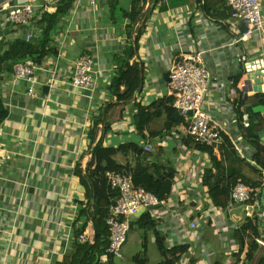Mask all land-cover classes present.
I'll return each mask as SVG.
<instances>
[{
    "label": "crops",
    "instance_id": "crops-1",
    "mask_svg": "<svg viewBox=\"0 0 264 264\" xmlns=\"http://www.w3.org/2000/svg\"><path fill=\"white\" fill-rule=\"evenodd\" d=\"M71 4L37 72L35 100L27 95L28 83L16 81L14 61L0 70V100L8 111L0 123V264L62 262L75 252L80 230L95 243V195L87 173L94 170L100 143L106 148L132 144L143 151V156L118 153L114 160L121 166L135 169L142 162L160 167L164 175L174 172L164 204L146 211L158 231L149 234L147 243L151 237L157 246L159 235L171 255L185 251L179 264H245L248 248L264 239V228L259 235L244 232L250 219L236 224L212 201L204 177L214 169L213 160L197 149L186 120H170L173 97L167 75L183 56L204 52L207 67L220 79L211 82L205 95L206 111L229 134H247L250 128L245 131L243 122L251 124V109L264 119V31L248 44L232 46L236 31L227 0ZM42 15L37 14L31 28L21 29L0 11V57L27 32L34 33L30 43L36 45ZM84 55L95 60L97 71L92 100L72 86L76 61ZM241 57L245 66L239 64ZM260 68L263 81L254 76ZM249 79L254 85L263 82V92L241 90ZM231 89H238L237 95ZM239 102L244 103L242 120ZM262 141L253 145L245 139L239 154L249 163L243 175L254 181L261 179L255 155L264 152ZM216 157L221 161L222 153ZM139 218L130 220L131 233L142 232ZM194 221L195 229L190 225Z\"/></svg>",
    "mask_w": 264,
    "mask_h": 264
},
{
    "label": "built area",
    "instance_id": "built-area-1",
    "mask_svg": "<svg viewBox=\"0 0 264 264\" xmlns=\"http://www.w3.org/2000/svg\"><path fill=\"white\" fill-rule=\"evenodd\" d=\"M77 5L87 2L95 7L99 0H69ZM57 0H10L0 7V11L7 13L9 21L18 26H33L38 13H54L57 10ZM231 9L236 35L231 45L248 44L252 38L264 31V0H227ZM26 42L30 43L34 38L33 32H27ZM239 64H247L244 57H241ZM42 70V64L33 60H26L15 65V79L17 82L28 83L27 95L35 100L37 94V72ZM51 73V70H47ZM172 106L180 115L186 118L188 124V135L200 145L211 147L215 156H220V147L224 143L223 136H228L241 155L242 144L245 142L246 134L236 130L235 134H229L220 124L215 122L205 109V95L209 90L211 82H219L220 79L214 76L207 67L204 60V52L183 56L172 68L170 74ZM97 71L95 60L88 55L81 56L75 64L72 77V86L80 92H88L92 100L95 94ZM247 88L245 83L240 85L244 91ZM238 89H231V94L237 95ZM253 92V91H252ZM248 93V92H246ZM192 113V116L189 114ZM250 128V123L243 122V129ZM232 138H235L234 140ZM264 145V141H262ZM151 152V148H146ZM106 178L113 190L120 192L116 205L112 208L110 216L105 220L110 229V246L102 261L107 262L110 257H119L121 251L128 241L131 224L130 220L136 218L143 208L155 207L164 204L154 194L148 192L144 187L136 186L131 175L107 172ZM264 188V184H263ZM263 188H256L244 182L234 185L228 207L223 212L229 214L242 206L253 207L250 220L259 229L264 228V208L261 202ZM154 211V210H153ZM124 220H121V219ZM191 228L198 227L197 222H191ZM87 234L79 237L80 244L89 243ZM256 244H264V239L257 238ZM248 250L252 251L251 247Z\"/></svg>",
    "mask_w": 264,
    "mask_h": 264
},
{
    "label": "trees",
    "instance_id": "trees-1",
    "mask_svg": "<svg viewBox=\"0 0 264 264\" xmlns=\"http://www.w3.org/2000/svg\"><path fill=\"white\" fill-rule=\"evenodd\" d=\"M71 8L72 4L69 0H60L57 3V10L54 13H43L41 19L39 20V24L43 27V31L37 41V44L33 45L32 43H27L26 37L19 40L15 43V45H13V47H11L7 54L0 57V70L4 63L10 61H14L15 64H17L22 61L33 60L42 64L44 59L49 56L52 51L49 49L50 38L58 28L61 20L68 14ZM228 11L231 15V9ZM262 103H264V101H262ZM243 104V102H239V106L237 108L240 120H242L240 108ZM254 112V109H251L253 117L251 119L250 129L246 134V140L253 145H258L260 143L259 132H261L264 128V119L260 116H257L256 118V114ZM168 113L171 121L185 123L186 118L180 115L173 106L168 109ZM7 117L8 111L5 109L2 101L0 100V123H2ZM257 119H259V123L261 122L259 125L256 124ZM223 139L224 143L220 147L223 156L221 161H219L214 155V150L211 147L195 143L200 152L210 155L213 160L214 169L207 170L204 177V184L209 187L210 195L215 205L218 208L225 210L229 205L231 192L236 183L244 182L256 188H263L264 182L262 179H264V152H262V150H258V153L255 155L257 161L256 174L261 179L259 181H254L246 178L242 173L243 169L249 168L247 166L249 163L247 164L245 160L243 161L242 158H240L235 145L228 136H223ZM130 151L139 156L144 155L143 151L139 147L132 144L122 145L117 148H106L102 143H100L95 148L92 162L94 170L91 173H87V181L89 182L95 195V212L93 214V221L96 228L95 243L83 245L77 242L74 244L75 252L67 255L62 262L57 264H103L101 259L106 254V251L110 246L111 236L110 229L105 220L110 216L112 208L116 205V202L120 197V192L111 188L106 178L107 172H117L131 175L136 186L144 187L148 192L154 194L161 201L168 198L174 181V172L164 175L160 167L143 165L142 162L135 169H131L130 166H121L114 160V157L118 153H127ZM146 158L147 156H145L144 159ZM225 163H228V165L225 166ZM215 171L218 173L215 174ZM87 212L88 211L86 210L85 214H87ZM121 220L124 219L122 218ZM138 221L140 229L145 235L143 245L144 248H146L147 237L149 234L151 232H158L157 224L153 221L149 212L143 214ZM250 229L254 231V234L259 235V228L256 227L251 220H249L243 227L244 232ZM132 230L133 224H131L130 232H132ZM82 232V230L79 231V237ZM157 247L163 258L160 264H179L185 254V251L176 250L173 251V254L171 255V252L166 249L165 239L159 237V235H157ZM257 249L258 244L255 243L253 250L247 254L245 264H249L252 261L254 253ZM112 259L113 257H110L108 259V263H110ZM136 261L141 264L146 263V261L139 260V257L136 258ZM261 264H264V258L262 259Z\"/></svg>",
    "mask_w": 264,
    "mask_h": 264
},
{
    "label": "rangeland",
    "instance_id": "rangeland-1",
    "mask_svg": "<svg viewBox=\"0 0 264 264\" xmlns=\"http://www.w3.org/2000/svg\"><path fill=\"white\" fill-rule=\"evenodd\" d=\"M142 232L140 230L135 233L130 232L129 242L123 247L121 255L112 259V264H141L136 261L137 257L141 261H146L145 264H160L162 257L151 237H149L146 250H144V232Z\"/></svg>",
    "mask_w": 264,
    "mask_h": 264
},
{
    "label": "water",
    "instance_id": "water-1",
    "mask_svg": "<svg viewBox=\"0 0 264 264\" xmlns=\"http://www.w3.org/2000/svg\"><path fill=\"white\" fill-rule=\"evenodd\" d=\"M10 0H0V7L4 4H6L7 2H9ZM29 26H21V29H26ZM262 69H258L256 71V73H254L255 77H258V79L260 81H263V78L261 77L262 75ZM253 74V72H250ZM167 77H169V75H167ZM254 82L252 81V79H249L246 81V85L247 88L244 89L245 92H249V91H254L256 93H262L263 89H262V84L263 82H257L255 85L253 84ZM189 116H192V113L189 114ZM260 138L261 140L264 141V132L260 133ZM261 202L264 208V188L262 191V198H261ZM162 205H158L155 207H148V208H143L140 210V212L138 213V215L136 217H141L143 214L146 213V211H153L155 209H159ZM253 213V207L251 206H242L239 207L235 210H233L229 216L230 218L236 223V224H240L242 223L244 220L250 219ZM130 235V234H129ZM129 235H128V239H129ZM126 245V244H125ZM264 258V244H260L258 246V249L256 250V252L254 253V257L252 259V261L249 264H261L262 259Z\"/></svg>",
    "mask_w": 264,
    "mask_h": 264
}]
</instances>
